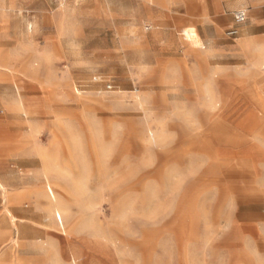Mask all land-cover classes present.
<instances>
[{
	"label": "rangeland",
	"instance_id": "obj_1",
	"mask_svg": "<svg viewBox=\"0 0 264 264\" xmlns=\"http://www.w3.org/2000/svg\"><path fill=\"white\" fill-rule=\"evenodd\" d=\"M263 44L264 0H0V264H264Z\"/></svg>",
	"mask_w": 264,
	"mask_h": 264
},
{
	"label": "built area",
	"instance_id": "obj_2",
	"mask_svg": "<svg viewBox=\"0 0 264 264\" xmlns=\"http://www.w3.org/2000/svg\"><path fill=\"white\" fill-rule=\"evenodd\" d=\"M233 16H234L235 22H237V23H241L246 19V14L243 10L235 11ZM236 32L237 31L235 29L231 28L230 30H228L227 33H228V35H235Z\"/></svg>",
	"mask_w": 264,
	"mask_h": 264
},
{
	"label": "crops",
	"instance_id": "obj_3",
	"mask_svg": "<svg viewBox=\"0 0 264 264\" xmlns=\"http://www.w3.org/2000/svg\"><path fill=\"white\" fill-rule=\"evenodd\" d=\"M261 49L263 50V52H264V44L261 46Z\"/></svg>",
	"mask_w": 264,
	"mask_h": 264
},
{
	"label": "bare ground",
	"instance_id": "obj_4",
	"mask_svg": "<svg viewBox=\"0 0 264 264\" xmlns=\"http://www.w3.org/2000/svg\"><path fill=\"white\" fill-rule=\"evenodd\" d=\"M50 191V190H49ZM51 193V192H50Z\"/></svg>",
	"mask_w": 264,
	"mask_h": 264
}]
</instances>
